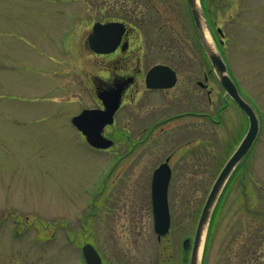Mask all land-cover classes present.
<instances>
[{"label":"rangeland","instance_id":"1","mask_svg":"<svg viewBox=\"0 0 264 264\" xmlns=\"http://www.w3.org/2000/svg\"><path fill=\"white\" fill-rule=\"evenodd\" d=\"M62 1L68 0H0V264H83L80 248L85 241L95 242L115 261L189 264L183 242L194 237L220 170L248 131V117L222 95L214 109L226 107L223 116L213 112L220 123L208 127L209 162H189L186 170L173 162L171 232L159 247L149 175L175 144L165 141L169 146H160L139 168L147 172L145 194L123 176L124 163L105 177L112 150H94L70 123L72 115L92 108L95 101L88 87L90 69L78 68L82 40L61 34L68 25L61 16L64 6L73 4ZM199 4L208 15L204 20L216 49L261 124L258 140L224 193L205 264H236V256H242L239 264H264V222H259L264 216V0ZM217 28L223 30V45ZM218 81L211 67L210 83L219 87ZM116 119L107 134L124 143L122 129L128 121L123 108ZM190 121L191 128L201 124ZM180 122H174L175 131L179 126L190 131L189 123ZM130 124L136 130L141 122ZM81 225L93 230L92 237L78 231ZM252 251L257 254L250 255Z\"/></svg>","mask_w":264,"mask_h":264},{"label":"flooded vegetation","instance_id":"2","mask_svg":"<svg viewBox=\"0 0 264 264\" xmlns=\"http://www.w3.org/2000/svg\"><path fill=\"white\" fill-rule=\"evenodd\" d=\"M61 3H73L64 6L67 9L61 16L68 25L65 23L61 34L63 38L82 40V50L77 56L80 59L78 68L90 69L92 73L88 83L91 86L87 84L95 99L92 108L104 110V101L100 96L106 92H118L121 95L119 110L123 108L127 115L128 125L122 129L124 143L116 142L107 134L116 126L118 110L114 123L106 126L103 132L104 136L114 141L113 145L107 150L95 149L98 152L112 150L114 157L107 178L124 163L121 167L122 173H125L123 176L132 178L145 194L147 172L139 168L147 165L149 155L153 158V153L160 146H169L165 145L168 141L171 145L175 144V148L168 150L149 175L148 195L153 212L152 182L156 168L164 163L171 168L169 199L176 171L173 162H180L185 170L189 162L195 165L201 160L209 162L212 141L208 127L211 122L220 123L215 120L213 112L219 110L221 117L226 109L223 106L214 109L215 102L219 103L222 95L226 94L219 81V87L210 83L211 64L196 32L189 0H68ZM179 59L186 63L181 64ZM160 65L168 66L175 72L176 84L172 88H155V85L166 82L168 77L166 73L151 77V71ZM225 98L231 101L228 96ZM192 119L199 120L201 124L191 128ZM131 120L141 122L140 127L136 130L131 127ZM181 120H188L184 123H189L190 131L182 130L183 126L175 131L174 122ZM178 157L182 161H176ZM137 169L139 175L135 174ZM78 231L91 232L92 237L93 230H88L86 225H81ZM170 232L160 238L155 234L159 247H163ZM86 244L94 247L101 264H129L126 259H110L93 241H85L80 248L83 264H87L84 257ZM191 250L192 241L187 252L191 253Z\"/></svg>","mask_w":264,"mask_h":264},{"label":"water","instance_id":"3","mask_svg":"<svg viewBox=\"0 0 264 264\" xmlns=\"http://www.w3.org/2000/svg\"><path fill=\"white\" fill-rule=\"evenodd\" d=\"M189 5L199 38L220 83L224 87L227 95L246 113L249 120V129L245 138L216 179L199 217L190 256V264H202L207 234L216 205L231 175L241 161L248 155L254 143L257 141L260 134V121L255 110L242 97L236 84L230 77L227 65L219 51L217 49L214 51L208 45L206 33L203 27V23L205 21L204 13L200 9V5H198L197 0H189ZM219 31L222 32L221 30ZM161 70H164L165 72L167 71L170 76H168L167 84H161L159 86L161 88L173 86L175 80L174 72L166 67H157L154 71L160 72ZM106 106L105 111H85L81 115L73 118L74 125L86 136L87 141L92 146L99 149H107L113 144L111 140L103 136L102 132L107 124H112L114 121V114L120 106L119 96L117 95L116 99L110 100ZM170 179L171 171L167 164L162 165L154 173V224L155 231L159 236L166 235L169 232L171 225V217L168 206V187ZM189 245L190 240L187 239L184 242V248L188 249ZM84 255L88 264H101L99 255L90 245H86L84 247Z\"/></svg>","mask_w":264,"mask_h":264},{"label":"trees","instance_id":"4","mask_svg":"<svg viewBox=\"0 0 264 264\" xmlns=\"http://www.w3.org/2000/svg\"><path fill=\"white\" fill-rule=\"evenodd\" d=\"M227 191V190H226ZM223 201H224V195L221 197L215 211H214V215H213V218H212V221H211V224H210V228H209V233H208V237H207V242H206V249H205V253H204V259H203V264L206 263L207 261V252H208V249H209V245L211 243V236H212V233H213V230H214V227H215V224L217 222V219H218V216L221 212V209H222V204H223ZM259 216H257L256 218H258ZM259 222L262 223L264 222V216L260 217V220ZM264 224V223H263ZM262 246H264V240L262 241ZM257 254V253H256ZM255 252L252 251V253H250V255H256ZM242 261V256H236V264H239L240 262ZM252 259L250 260H244V263H252Z\"/></svg>","mask_w":264,"mask_h":264},{"label":"bare ground","instance_id":"5","mask_svg":"<svg viewBox=\"0 0 264 264\" xmlns=\"http://www.w3.org/2000/svg\"><path fill=\"white\" fill-rule=\"evenodd\" d=\"M197 2H198V5H200V4H199V0H197ZM202 22H203V20H202ZM203 27H204V31H205V33H206V39H207V41H208V45H209L214 51H216V47H215V45H214V42H213L212 37H211V35H210V32H209L207 26L205 25V21H204V23H203ZM107 175H108V174H107ZM107 175H106V177H107Z\"/></svg>","mask_w":264,"mask_h":264}]
</instances>
